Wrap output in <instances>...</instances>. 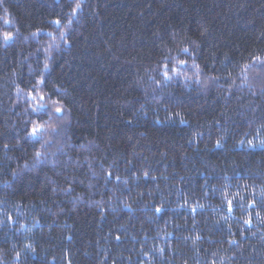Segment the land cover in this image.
Segmentation results:
<instances>
[{
    "label": "trees",
    "instance_id": "trees-1",
    "mask_svg": "<svg viewBox=\"0 0 264 264\" xmlns=\"http://www.w3.org/2000/svg\"><path fill=\"white\" fill-rule=\"evenodd\" d=\"M263 66L264 0H0V264H264Z\"/></svg>",
    "mask_w": 264,
    "mask_h": 264
},
{
    "label": "snow or ice",
    "instance_id": "snow-or-ice-1",
    "mask_svg": "<svg viewBox=\"0 0 264 264\" xmlns=\"http://www.w3.org/2000/svg\"><path fill=\"white\" fill-rule=\"evenodd\" d=\"M5 23H7V21H5ZM57 23H59V22L57 21ZM11 38H12V34H11V33H6V34H4V36H3V39H4V40H9V39H11ZM180 63H184V62L181 61ZM173 71H175V69H173ZM165 75H167V73H165ZM40 99L43 100V99H44V96L41 95V96H40ZM39 107H40V108H43L44 105H43V104H40ZM61 111H62L61 108H59V107L56 108V112L59 113V112H61ZM42 128H43L42 125H40V124H35V126L32 128V134L35 135L36 133H38L39 131H41ZM36 155L39 156L40 153L38 152ZM157 211H159V209H157Z\"/></svg>",
    "mask_w": 264,
    "mask_h": 264
},
{
    "label": "rangeland",
    "instance_id": "rangeland-1",
    "mask_svg": "<svg viewBox=\"0 0 264 264\" xmlns=\"http://www.w3.org/2000/svg\"><path fill=\"white\" fill-rule=\"evenodd\" d=\"M259 74H264V66L261 67V68H259V69H252V68H250V71L248 72V75H251L252 80H253V78L256 77V75H259ZM255 82H256L257 84H262L264 81H258V78L256 77ZM39 99H40V96H39ZM39 102H40V103H41V102H42V103H45V102H47V101L45 100V102H44V99H43V100L40 99ZM54 111H55V113H56L57 115H59V113L56 112V108H55ZM49 127H50V126H49ZM50 128L53 129V130H55L56 128H58V129L60 130V129H61V125H60V123H57V127H53V126H51ZM59 130H58V131H59Z\"/></svg>",
    "mask_w": 264,
    "mask_h": 264
}]
</instances>
